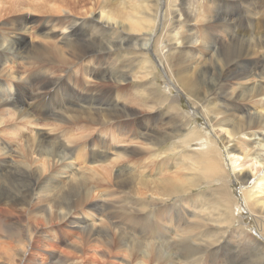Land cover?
Here are the masks:
<instances>
[{
	"label": "bare ground",
	"instance_id": "bare-ground-1",
	"mask_svg": "<svg viewBox=\"0 0 264 264\" xmlns=\"http://www.w3.org/2000/svg\"><path fill=\"white\" fill-rule=\"evenodd\" d=\"M145 1L146 10L148 12H153L154 9L149 0H134L132 2L134 5L132 7L133 12H136V14L141 13L138 9H144L142 4ZM179 1L182 3L181 9L177 11L174 7L172 13L175 14L179 20H183V22L190 21L192 23L193 21L196 23L195 26L192 27V32L187 29L179 36V39H182L180 48L174 47L173 53L171 49L167 51L170 56L176 57L173 63L175 68L172 69L171 66H169L167 70V91L170 95L174 96V108H176L178 102L181 100L180 94L188 97L192 103L197 105V109L204 112L209 119V123H211L210 129L214 134L205 135L198 127H195L190 133L185 135L184 138L188 143V149L192 146V143L199 142V144H201V150L195 149L193 154H191L189 149L192 157L185 156L183 158L190 160L194 168L198 169V173L193 177H186L181 186L178 184V178H175V175L171 173L168 175L167 172V176H163L164 173H162L160 177L157 176L155 178L142 176L140 185L143 188L151 189L152 194L158 195V197L163 196V200L167 202L172 194L186 189L187 187L188 190H190L194 185L199 186L201 181L198 177H200L202 181L208 183H211V181L228 183L229 174H218L221 172L219 171V160L217 156H214L215 151H218L219 140H222L228 144L226 149L230 154L233 168L238 171V177L241 183H248L250 178L253 177V186L250 187L249 190H245V195L247 196V193L256 194V197L252 198L250 204L254 213L250 211L256 217L264 218V174L259 175L258 178L257 174L254 173L255 170L257 173H262L264 171V156L260 154L264 151V1L259 3L260 6L254 5L251 7L247 5L250 2L249 0H229L227 4L233 5L234 8L232 7V9L228 10L226 17L224 14L223 23L220 25L221 29L213 31L200 26L199 23L206 20L203 16L198 19L197 15L199 14H192L189 12L185 14V10L189 9L192 4H188L187 0ZM39 2H47L52 5V11L64 14V18H62L64 22L62 26L63 30H56L54 28L53 18H49L47 22L49 25H44L41 28L44 34L51 36L54 40H50L51 48L47 53L60 57L62 63L68 66V61L62 57V49L64 47L70 49L76 54L81 63L87 64L86 70L90 75H104L106 71H109L108 66L105 65H100L97 68L94 67L95 59L100 58L98 55L100 44L95 43V39L99 35V32L96 31L99 25L104 29H113L116 26L114 18H123L125 16V21L128 22V26L122 22V28L126 27L133 32L146 30L143 32L145 41L141 42L142 47H148L149 41L153 40V32L146 29L145 24H143L139 17L131 13L118 16L114 15L112 11L107 9L106 4H108V0H39ZM238 7L242 8V12L238 18L241 25H236L234 20L236 8ZM99 9L100 12H98ZM74 12L81 15L84 13L85 15L82 16L84 19L72 17L71 14ZM8 13L9 12L5 13V18ZM98 15H100L99 18ZM80 21H82V24ZM85 24H89V28L92 31L77 29L78 26ZM247 25H255L259 28V31L261 28L262 30L260 33L255 31L250 39L249 36L252 27L247 28ZM243 27L246 28L243 29ZM30 29L29 26L25 25L17 27L19 33H17L15 39L6 46V49L11 47L14 50H11L4 61L0 60V67L14 60V57L25 53H27L26 57L31 59L30 50H28L30 44L26 42L25 39V34L29 33ZM150 29L153 28L150 27ZM236 29L237 32H235ZM206 30H209L208 37L205 36ZM256 36L261 37L259 39L253 38ZM238 37L247 38L249 40L250 46L253 47L257 55L256 58L235 56L234 50L232 54V43ZM213 41H226V43L230 45V53L223 54L221 52V49L227 44L217 49L211 45ZM101 49L103 50V47H101ZM147 49H150V47ZM145 53L147 54L148 52ZM42 56L45 55L42 54ZM183 58H185L188 63H183L184 61L182 60L183 62H181L186 64L182 67V63L180 65L179 61ZM45 60H47L46 56ZM167 64L169 65L170 62H167ZM69 72L70 68L66 71L68 75L66 74L64 76L67 81L70 77ZM40 74H42V72H40ZM44 75L48 74L45 72ZM121 77L123 81L126 79V74L122 73ZM57 81L58 80H55L52 86L56 85ZM13 85L15 84L10 83L7 87L0 88V107L6 109V111H4L0 108L3 110V112H0V172H2L3 175H9L11 177L9 178L10 180L18 184L24 183L25 185L19 186L16 189L0 187V264H25L30 255H36L41 258V262L47 261L44 259L47 255H51L59 256L57 257L58 259L62 258L64 261H70L73 264H80L91 255L90 261L94 264H133L134 260L131 259L126 250L122 252V255H113L107 248L99 251L96 247L92 246L90 248L92 254H89L85 249L87 246L83 247L82 242L85 241L87 245L88 242H96L100 236L99 229H103L104 225L101 222L102 219H97L96 217H89L84 214L76 216L77 214H74L77 209L75 205H81L83 203H77L72 199L74 187L79 183L86 182L87 179L89 180L92 175L91 173L95 171L97 165L92 166L87 164L86 162L88 160L98 162L100 164L99 166L109 175L113 173L110 172V170L114 168H111L108 164H112L113 166L116 164L118 165L120 160L126 156L124 151H136L132 150L133 148L130 150L122 148L114 144L113 140L108 138L105 134H101L104 132V129L113 124H122V109L126 108V104L117 99V110L113 114L104 111H94L86 105L74 111L72 106L77 103L75 99L73 97L71 98L72 100L68 99V95L67 97L64 95L61 96L58 93V89L51 93L48 100L45 99L49 92H43V90L50 88L51 85L49 84L39 86L35 91L30 89L31 82L25 83L22 90L17 89L16 85ZM173 87L174 90H177L176 95L172 92ZM146 91L147 88H144V86H138L134 90L137 95L143 94ZM167 100V98H164V101ZM43 103L47 105H43ZM51 115L61 120H73L72 122L76 127L77 124L86 119L92 124H101V128L100 125H98L100 129L97 127H89L87 133L91 132L92 134L89 133L87 136L85 135L86 137L84 136V138L87 139V141H85L86 143L84 142L85 144L83 143V145L77 146L75 144L80 142L74 144L76 139L75 141L73 140V142L70 140L72 137H69V139L66 134L64 135L67 137L60 132L53 133L51 130V133H44L42 130L38 129L39 118ZM173 115L171 117H173ZM5 116L10 117L9 122L5 120ZM137 117L139 118L140 116ZM186 120L190 121V116H186ZM137 123V129L133 133L134 138H138L139 136L145 137L147 140H150L151 145L148 146L153 147L155 140L163 134L161 135L157 130H154L149 120L139 119ZM80 131H82V134L85 133L83 132V128H81ZM93 132H98V134H96L97 136L88 140V137H92L91 135L93 134L95 135ZM114 132L115 131L109 132V136ZM70 133L68 135H70ZM114 134H112L113 138ZM74 138H76V136ZM115 139L117 143L122 141L119 137ZM88 145L89 147H87ZM81 146H83V150H89V153H87L88 157L83 155V157H85L83 160L84 165H80L78 162V164H76V160L78 159L74 160V158H72ZM141 151L144 150L141 149ZM111 154L114 157H111ZM167 161L168 159L163 160L164 163H168ZM170 163L172 162L170 161ZM185 164L186 163L180 161L178 167L185 169ZM175 165L177 166V164ZM122 167L115 169H121L120 171H122ZM129 167L130 174L135 173L136 168L130 164ZM166 167L167 165L159 163L157 165V172L164 171L168 168ZM181 168L178 170H181ZM132 174L130 186L135 181V175L133 174L134 176H132ZM102 176L105 178L104 175ZM115 179L121 184L119 186H122V174L116 173ZM28 183L31 185L29 191ZM185 183H187V185H185ZM8 186L9 185H7V187ZM69 189L71 190L70 192ZM93 191L91 186L90 192H87L86 195ZM216 191L219 194V198L226 202V190L222 188ZM167 197H169V199H166ZM196 203L197 200L194 199V201L189 203L190 206L186 207L183 229H180V225L177 228L169 227L170 229L166 226L168 231V235H166L162 232L165 229V227L161 225L162 223L158 221V223L154 224L153 229L158 231V235L156 239H154V244H152L158 246L159 251L162 253H160L161 260H164V258L166 259L163 264H188L190 261L186 262L185 260L189 257V254L195 256L196 254H200L203 258L204 256H209L206 263L215 264L216 260H214V257L222 254L220 252H223L224 248L231 247L235 243L248 248L250 246L245 245L248 243V240L255 245L256 248L259 247L261 251H264L262 243L255 238L248 239L249 234L245 231H240L241 235L231 240L228 238L226 239V235H224L225 230H221L218 235L211 228L220 229L219 221L214 218L205 217V214H202L200 211L201 208H199ZM202 206H204V204ZM31 207H33V209ZM225 207L226 209L222 213L221 220L226 221L227 224L225 228L227 229L236 221V212L234 206L230 207L227 204ZM255 210L260 212L255 214ZM33 211H36V215ZM162 211L163 209L159 208L156 214L160 215ZM31 213L34 215L32 216ZM29 214H31L33 219H35L34 216L36 217L33 222L35 225L34 230H38L43 226L45 220L57 218L58 221L54 227H57L56 229L61 233L70 229L71 231L68 233L72 232L77 237V240L71 241L73 238L71 240L69 238L56 239L53 238V236L50 237L47 235L42 237L38 236L39 241L44 243L39 245L35 251L31 245L35 233H32L26 225L28 223H25L28 216H30ZM125 215L128 216L127 214ZM197 216H201L198 222L195 219L190 220V218H196ZM127 218L129 221L137 223L135 217L128 216ZM176 222L177 221L172 222L173 225ZM142 223L143 221L138 222L137 225ZM168 223H170V221ZM50 226L52 227V225ZM142 228L146 229L144 227ZM138 229L140 228L138 227ZM238 229L243 230L241 224ZM148 232L152 234L151 224ZM130 233L125 231V234L129 236L131 235ZM38 234L39 233H37V235ZM183 235L184 237L181 240ZM133 238L139 240L138 237L136 238L133 236ZM185 241L187 243L186 250L189 252L188 254L185 249H182V245ZM156 242L160 244H155ZM19 243L17 257H12L9 250H12L11 247L13 244L18 245ZM52 244L56 245V247L59 246L60 249H56ZM122 246H126L123 238ZM174 246H180L182 249L181 254L177 256L173 255L172 251L175 248ZM164 248H166L167 251H165ZM261 251L259 252L262 253ZM258 255L260 257L264 254ZM221 263L225 264V262Z\"/></svg>",
	"mask_w": 264,
	"mask_h": 264
},
{
	"label": "rangeland",
	"instance_id": "rangeland-1",
	"mask_svg": "<svg viewBox=\"0 0 264 264\" xmlns=\"http://www.w3.org/2000/svg\"><path fill=\"white\" fill-rule=\"evenodd\" d=\"M133 1L134 0H108V4H106V6L107 9L112 11L114 15L118 16L121 14L124 15L125 13H131L139 17L143 24H145L146 29L153 32V40L149 41L150 43L148 46L150 49H147L148 47L141 46V42L145 41L143 32L146 30L133 32L126 27L122 28L123 23L128 26V22L125 21V16L123 18H114L116 26L113 29H104L99 25L96 30L99 32V35L96 37L95 43L100 44L98 52L100 58L95 59L94 67L97 68L100 65H105L108 66L110 72L106 71V74L104 73V75L95 76L90 75L86 70L87 64L81 63L76 54L66 47L62 49V57L68 61V66L67 64L65 65L62 63L60 57L47 53V51L51 48L50 40L52 38L51 36L44 34L41 31V28L44 25H49V23L47 24L49 18H53L54 28L56 30H63V13L52 11L51 4H48L47 2L41 3L39 0H0V60L4 61L11 50H14L11 47L6 49V46H8L13 39H15L16 34L19 33L17 27L25 25L31 28L29 33L25 34L26 42L30 44L28 50H30L31 59H28L26 57L27 53H25L14 57V60L0 67V88H5L10 83H14L17 89L22 90L25 83L31 82L30 89L35 91L39 86L49 84L51 87L43 90V92L48 91L51 95L53 91L58 89V93L61 96L64 95L67 97L68 95L67 98L70 100H72L71 98L73 97L77 102L72 106L74 111L79 109V107L86 105L94 111H104L109 114H113L117 110V99L126 104V108L122 109V124H113L107 127L108 129H104V132L101 134H105L108 138L113 140L114 144L122 148H127L128 150L133 148L132 150L136 151H124L126 156L120 160L119 164L121 165L118 164L119 166L117 164L115 166L108 164L111 168H114L113 170H110V172L113 173H110L109 175L102 167L99 166L100 164L98 162L88 160L86 162L87 164L92 166L97 165L95 171L91 173V176L89 174L91 177L89 180L87 179L86 182L77 184L72 192V199L77 203H83L81 205H75L77 209L74 214H77L76 216L84 214L89 217L102 219L103 221L101 220V222L104 225L103 229H99L100 236L96 242H88L87 245V243L83 241L82 246H87L85 249L89 252V254H92L90 249L92 246L96 247L99 251L107 248L113 255H122V252L126 250L131 259L134 260L133 264H163L166 259L164 258V260H161L162 253L159 251L158 246L153 245L154 239H156L158 235V231L153 229L154 224L158 223V221L162 223L161 225L165 227L162 232L166 235H168L167 228L169 227L177 228L180 225V229H183L186 207L190 206L189 203L196 199V205L201 208L200 211L202 214H205V217L207 216L219 221L220 229H215L214 227L211 228L217 234L220 233L221 230H225L224 235H226V239L228 238L231 240L232 238H238L241 235L240 231H245L249 234L248 239L255 238L259 240L264 247V218L256 217L253 214L254 210L250 205L252 198L256 197V194L247 193V196L245 195V190L247 191L253 186V177L250 178L248 183H241L238 177V171L233 168L230 160V154L226 149L228 144L224 141L219 140L218 151H215L214 156H217L219 160V171L221 172L218 174H229L228 183H222L221 181H211V183H208L202 181L201 178L198 177L201 181L199 186L194 185L192 187L193 190L192 188L188 190L187 187L186 189L174 193L171 195L170 199L169 197L166 198L169 199L167 202L163 200V196L158 197V195L156 196L155 194H152L151 189L145 187L143 188L140 185L142 176L155 178L157 176L160 177L162 173H164L163 176H167V174L170 175L171 173L172 175H175V178H178V184L181 186L186 177H193L198 173V169L194 168L191 161L183 158L185 156L192 157L191 154H193L195 149L201 150V144H199V142H194L189 148L191 152L190 154L188 143L184 138L185 135L190 133L195 127H198L202 133H205V135H213L214 133L210 129L211 123H209V119L206 117L204 112L197 109V105L192 103L188 97L180 94L181 100L178 102L176 108H174V96L170 95L167 91V70L169 66H171L172 69L175 68L173 63L176 59L175 56H170L167 51L168 49H171V52L173 53L174 47L180 48L182 45V39H179V36L187 29L192 32V27L195 26L196 22H183V20H179L178 17L172 13L174 7L177 11L181 9L182 3L179 0H149L154 9L153 12H148L146 10L145 1L142 4L144 9H138V11L141 12L138 14L132 10V7L134 6L132 3ZM228 1L229 0H187V3L192 4V6L185 10V14L187 12L199 14L197 15L198 19L203 16L206 20L200 22L199 24L201 27L209 29L210 31L221 29L220 25L223 23L224 14L226 17L228 10L232 9V7L234 8L233 5L227 4ZM249 1L250 2L247 5L253 7L254 5L260 6L259 3L264 0ZM6 12L9 13L5 18ZM98 12H100V9ZM241 12V7L236 8V15L234 16L236 25H241L238 19ZM84 15V13L81 15L76 12L71 14L72 17L80 19H84L82 17ZM99 16L100 15H98V18ZM80 23L82 24V21H80ZM150 27L153 29H150ZM249 27H252V30H250V39L254 35L255 31L260 33L262 30L261 28L259 31V28L255 25H247V28ZM245 28L246 27H243V29ZM77 29L92 31L89 28V24L80 25ZM209 30L205 31L206 37L209 36ZM235 32H237V29ZM260 37L261 36H256L253 38L259 39ZM226 44V41H213L211 43V45L217 49ZM101 47H103V50ZM232 47V54L234 50L235 56H248L250 58H256L257 56L253 47L250 46V42L247 38H236L232 43ZM231 50L230 45L227 44L221 49V52L223 54H229ZM145 52L148 53L146 54ZM42 54L46 56L47 60H45V56H42ZM181 61L186 64L188 63V61L183 58L179 61L180 65L182 63ZM167 62H170V64L168 65ZM183 63L181 65L182 67L186 65ZM69 68L70 77L67 81L64 76L67 74L66 71ZM40 72H42V74H40ZM45 72L48 75H44ZM122 73L126 74V79L123 81L121 77ZM55 80H58V84L56 83V85L52 86ZM34 82L37 86L33 85ZM138 86H144V88H147V91L143 94H135L134 90ZM172 92L174 95L177 94V90H174V87L172 88ZM48 98H50V96ZM164 98H167L168 100L164 101ZM45 104L46 103H43V105ZM2 109H0V112H3V110L6 111V109ZM172 115L173 117H171ZM137 116L140 117L138 118ZM186 116H190V121L186 120ZM39 119L38 129L42 130L44 133L52 130L53 133L60 132L63 135L66 134L68 138L72 137L71 139L69 138L70 140L75 141L76 139L75 142L73 141L74 144L80 142L75 144L77 146L83 145V143L87 141L84 136L91 133H87V129H89V127L98 128V125H100L101 128V124H92L86 119H84L86 122L81 121V123L77 124V127L73 124V120H61L53 115L44 116L43 118L40 117ZM139 119L149 120L152 128L157 130V132L161 135L163 134L155 140L153 147L148 146L151 145V143L150 140H147L145 137L139 136L138 138H134L133 133L137 129V122ZM5 120L9 122L10 117L5 116ZM81 128L84 129L83 132L85 133L82 134V131H80ZM112 131H115L114 133L118 136L114 133H112L114 134V138L112 137V134L109 136V132ZM69 133L70 135H68ZM93 133H95V135L93 134L91 135L92 137H88V140H91V138L97 136L96 134H98V132ZM150 133L154 134L153 132ZM75 136L76 138H74ZM117 137L121 138L122 141L118 143L115 142V138ZM82 147L83 146H81L72 157L74 160L78 159L76 160V164L79 163L80 165H84L83 160L85 157H83V155L88 157L87 153H89L88 149L83 150ZM87 147H89V145ZM141 149L144 151H141ZM260 154L264 156V151ZM111 157L114 156L111 154ZM164 159H168V163H164ZM170 161L172 163H170ZM180 161L186 163L185 169L178 167ZM159 163L167 165L168 168L166 167L167 169L164 171L157 172V165ZM129 164L136 168L135 173H133L135 175V181L131 186L129 184L131 183L132 173L130 174ZM175 164H177V166ZM120 167H122V171H120L121 169H115ZM177 167L178 169L181 168V170H178ZM116 173L122 174V186H119L121 184L117 179H115ZM254 173L257 174V177L259 178V175L264 174V171L262 173H257L255 170ZM133 174L132 176H134ZM102 175H104L105 178ZM9 178H11L9 175H3V173L0 172L1 188L16 189L19 186L25 185L24 183L18 184ZM28 184L29 191L31 189V185L30 183ZM7 185L9 186L7 187ZM185 185H187V183H185ZM91 186L92 191L93 189L94 191L86 195L87 192H90ZM222 188L226 190L227 203L219 198V194L216 191L217 189ZM70 191L71 190L69 189V192ZM58 199L60 200V198ZM203 204L204 206H202ZM227 204L230 207L234 206L236 221L226 229L225 225L227 223L226 221H222L221 218ZM31 208L33 209V207ZM159 208L163 209L160 215L156 214ZM77 211L82 212L79 213ZM33 212L36 215V211ZM258 212L260 211L255 210V214H258ZM31 214L32 216L34 215L33 213ZM31 214H29L30 216H28L25 223H28L26 224L28 229L32 231V233H35V236L31 241V245L35 251L39 245L44 243L39 241L38 236L42 237L47 235L50 237L53 236V238L56 239L69 238L71 240L73 238L71 241L77 240V237L72 232L68 233L71 231L70 229L61 233L56 229L57 227H54L58 221L57 218L45 220L44 225L39 228L41 230H34L35 225L33 222L36 217L34 216L35 219H33ZM125 214L135 217L137 223L141 221H143V223L137 225V223L129 221L127 218L128 216ZM200 218L201 216H197L196 218H190V220L195 219L198 222ZM171 220L172 222H177L173 225ZM169 221L170 223H168ZM49 224L52 225V227ZM150 224L152 234H149L148 232ZM240 224L243 230L238 229ZM138 227L140 229H138ZM142 227L146 229H143ZM124 230L129 233L131 232V235L129 236L125 234ZM37 233L39 234L37 235ZM132 235L136 238L138 237L139 240L134 239ZM183 237L184 235L181 237V240ZM122 238L125 240L126 246H122ZM155 244L160 243L156 242ZM184 244V246L182 245V249L186 250V241ZM19 245L20 243L18 245L13 244L11 247L12 250H9L12 257H17V249ZM52 245L55 246L56 249L59 248V246L56 247V245ZM245 245H249V249L238 243L233 244L231 247L224 248L223 252H220L222 254L217 253L219 255L214 257V260H216L215 264H222L221 262H225V264H264V255H261L260 257L258 255L264 254V251H261V248L259 247L256 248V246L250 243L249 240ZM174 247L177 248H174L172 251L173 255L177 256L181 254L182 249L180 246ZM164 250L167 251L166 248H164ZM188 253L189 252L187 251V254ZM90 256L91 255L87 257V260H84L80 264H94L90 261ZM57 257L59 256L47 255L44 259L47 261L41 262V258L36 255H30L25 264H54L56 260L55 264H73L70 261H64V259H58ZM200 257V254H196V256L189 254V257L185 261H190L188 264H208L206 263V260L209 256H204V258Z\"/></svg>",
	"mask_w": 264,
	"mask_h": 264
}]
</instances>
